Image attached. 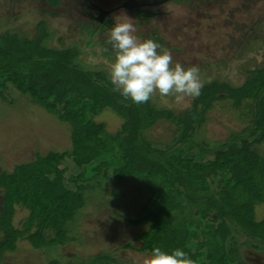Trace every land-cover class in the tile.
I'll use <instances>...</instances> for the list:
<instances>
[{
    "label": "trees",
    "instance_id": "16d2710c",
    "mask_svg": "<svg viewBox=\"0 0 264 264\" xmlns=\"http://www.w3.org/2000/svg\"><path fill=\"white\" fill-rule=\"evenodd\" d=\"M46 1L54 8L61 4V0ZM139 13L142 18L153 15ZM44 26L39 25L43 32L33 40L11 33L0 36V99L7 101L6 95L19 92L69 124L71 148L37 154L33 161L0 174V264L22 241L41 249L72 240L69 227L86 202L83 184L107 180L109 171L119 181L136 178L149 191L146 213L129 221L147 225L138 237L143 253L151 256L154 247L168 254L181 249L194 264H236V230L245 239L264 244V217L259 220L256 215V208L264 205V160L253 143L242 140L237 145L239 135L226 145L207 148L195 139L215 103L228 100L232 107H247L254 125L250 134L258 132L257 142H264V65L247 70L241 86L218 77L204 81L190 109L177 114L154 108L150 100L139 106L125 100L114 91L108 71L85 70L75 62V49L44 46ZM108 109L123 119L114 134L96 120ZM161 118L179 132L175 144L165 150L154 148L144 136ZM108 155L111 158L105 159ZM68 158L83 170L72 179L78 183L76 190L64 183L61 163ZM96 162L90 173L84 170ZM18 208L28 213L19 226L15 224ZM110 262L111 257L101 254L88 264ZM50 264L85 263L52 260Z\"/></svg>",
    "mask_w": 264,
    "mask_h": 264
},
{
    "label": "rangeland",
    "instance_id": "374dc122",
    "mask_svg": "<svg viewBox=\"0 0 264 264\" xmlns=\"http://www.w3.org/2000/svg\"><path fill=\"white\" fill-rule=\"evenodd\" d=\"M121 3L122 0H61L54 8L46 0H0V36L11 33L33 40L43 32V28L39 29L43 22L44 46L73 48L77 52L75 62L80 67L109 72L114 53L106 43L108 30L117 20H131L135 35L141 41L153 37L152 40L162 44L171 52L173 66L179 63L185 69L198 67L202 82L218 77L233 86H241L247 79V70L264 65V0H173L138 7L141 11L136 7H121L108 16L104 25L87 12L92 5L112 10ZM139 12L153 15L142 18ZM91 14L97 16L94 9ZM6 99H0V174L12 171L17 164L33 161L37 154L71 148L69 124L60 122L19 92L6 95ZM13 99L15 103L10 104ZM192 99L176 101L173 97L161 98L156 94L150 102L158 110L182 114L190 109ZM96 120L105 123L112 134L123 124V119L110 109L104 110ZM252 129L254 125L247 107L235 108L231 101L220 100L207 114L205 125L195 139L211 148L226 145L240 135L237 145L241 146L242 140L253 143V150L264 160V142H257L258 132L251 135ZM178 133L171 121L161 118L144 136L154 148L165 150L175 144ZM109 158L111 155L105 157ZM98 164L84 170L90 173ZM61 168L65 169L66 187L76 190L78 183L72 179L82 168H78L72 158L63 161ZM108 175L107 180L87 179L83 184L87 189L86 202L69 227L68 236L72 240L41 249L22 241L15 251L6 253L1 264H50L52 260L88 264L101 254L111 257L112 262L108 264H143L150 255L139 251L138 237L147 225H132L129 221L144 216L149 191L136 178L119 181L112 178V171ZM1 197L0 193V211ZM27 215V211L18 208L15 224L19 226ZM256 215L259 220L264 217V205L256 208ZM235 234L236 264H264V244L245 239L237 230ZM2 237L0 234V239Z\"/></svg>",
    "mask_w": 264,
    "mask_h": 264
},
{
    "label": "clouds",
    "instance_id": "9594fccd",
    "mask_svg": "<svg viewBox=\"0 0 264 264\" xmlns=\"http://www.w3.org/2000/svg\"><path fill=\"white\" fill-rule=\"evenodd\" d=\"M135 32L131 20H117L108 30L106 43L114 53L109 79L115 86L114 91L137 106L156 94L161 98L173 97L176 101L199 97L203 87L200 69L196 66L185 69L179 63L173 66L168 49L152 39L141 41ZM143 264H194V261L181 249L168 254L154 247Z\"/></svg>",
    "mask_w": 264,
    "mask_h": 264
},
{
    "label": "water",
    "instance_id": "95a60500",
    "mask_svg": "<svg viewBox=\"0 0 264 264\" xmlns=\"http://www.w3.org/2000/svg\"><path fill=\"white\" fill-rule=\"evenodd\" d=\"M169 1H173V0H156V1H152V2H134V6H138V7H141V6H145V5H148V6H157V5H160V4H163V3H166V2H169ZM123 8L124 5H121L119 7H116L115 9L117 8ZM111 11L113 10H103L101 9V14L98 16V18H96V20L99 22V23H102L104 21V19L106 18V16L111 13Z\"/></svg>",
    "mask_w": 264,
    "mask_h": 264
},
{
    "label": "flooded vegetation",
    "instance_id": "af4514ba",
    "mask_svg": "<svg viewBox=\"0 0 264 264\" xmlns=\"http://www.w3.org/2000/svg\"><path fill=\"white\" fill-rule=\"evenodd\" d=\"M135 2V0H122V3L121 4H119L117 7H119V6H121V5H124V7L123 8H125V9H129V8H134V7H136V6H134V3ZM136 2H142V1H136ZM90 8L88 9V13H90V15L96 20V18H98V16L101 14V8L100 7H97L96 5H92V6H89ZM116 8V7H115ZM138 10H140V8H138V6L136 7ZM91 9H94L96 12H97V16H93L92 14H91ZM118 9V8H117ZM117 9H112L113 11H111V13L112 12H114V11H116ZM141 11V10H140ZM111 13H109L107 16H106V18L104 19V21H103V23L105 22V20L108 18V16L111 14Z\"/></svg>",
    "mask_w": 264,
    "mask_h": 264
},
{
    "label": "bare ground",
    "instance_id": "6f19581e",
    "mask_svg": "<svg viewBox=\"0 0 264 264\" xmlns=\"http://www.w3.org/2000/svg\"><path fill=\"white\" fill-rule=\"evenodd\" d=\"M39 1V0H38Z\"/></svg>",
    "mask_w": 264,
    "mask_h": 264
}]
</instances>
